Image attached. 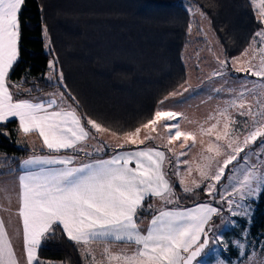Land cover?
<instances>
[{
  "label": "snow or ice",
  "instance_id": "6c2138e0",
  "mask_svg": "<svg viewBox=\"0 0 264 264\" xmlns=\"http://www.w3.org/2000/svg\"><path fill=\"white\" fill-rule=\"evenodd\" d=\"M25 2L0 0V124L17 118L21 133L25 136L38 133L43 145L53 153L73 150L91 156L92 153L84 146L89 139H96L91 130H95L96 134L109 133L116 143L111 146L107 141H97L100 145L95 148L97 153L113 148L110 158H97L78 165L75 164L76 157L69 155L33 157L23 161L25 169L35 165L59 167L26 171L18 178V206L13 210L0 204V213L8 214L7 225H12L14 217L21 225L14 232L17 237L22 236L23 241V252L18 256L5 219L0 214V264H50L41 260L38 252L60 228L80 248L83 256H92V264H98L91 248L95 242L105 245L123 242L135 246L130 251L121 249L118 252L105 246L103 256L107 264H193L209 243L205 226L213 215L220 214L221 209L207 203L185 210L161 207L153 215L146 232L142 231L137 219L145 210L147 198H159L164 204L177 203L179 198L163 170L165 152L156 147L138 146L155 140L153 133L158 127L168 130V145L183 140L181 148L189 146V141L195 144L197 133L181 130L178 117L182 114L171 110H155L147 122L132 131L118 134L92 118L82 117L78 113L79 101L70 93L67 96L63 91L54 93L47 101L17 98L21 94L20 85L10 82V74L20 56V14ZM250 3L257 9L260 27L241 53L245 66L235 70L264 78V0H250ZM241 58H234L233 62L240 63ZM58 63V60L49 61V69L56 72ZM219 63L224 68L228 66L227 60H220ZM214 75L223 76L224 73L216 71ZM58 83L64 86L62 72H59ZM241 87L243 90L218 112L219 119L216 115L209 116L208 119L215 122L207 128H199L201 136H211L223 121V132H216L215 141L208 144L205 152L210 155L201 157L207 163L198 165V170L202 181H211L206 185V192L214 197L217 194L216 184L225 176L229 165L236 162L234 167L238 174L230 177L235 183L226 197L220 193L232 216L248 215L251 206L245 201L264 194V163L249 164V156L245 152L248 149L254 156L261 155L252 148L257 141L264 148V99L256 100L258 111H253L252 103L246 99V95L264 96V83L254 84L252 88ZM256 88L259 92L255 91ZM160 103L163 104V101ZM233 108L240 116L250 118L251 126L246 128V134H233L230 127L236 123L230 114ZM85 121L90 128L86 127ZM0 134L8 135L6 132ZM168 151L174 149L169 147ZM241 153L245 155L241 157ZM185 154L181 152L179 155ZM217 157H223L222 163L216 161ZM241 160L244 165L240 164ZM214 161L218 166L213 174ZM179 182L185 185L183 178ZM190 182L193 187L185 185L183 191L195 194V189L201 184L195 179ZM151 207L148 205V209Z\"/></svg>",
  "mask_w": 264,
  "mask_h": 264
},
{
  "label": "trees",
  "instance_id": "16d2710c",
  "mask_svg": "<svg viewBox=\"0 0 264 264\" xmlns=\"http://www.w3.org/2000/svg\"><path fill=\"white\" fill-rule=\"evenodd\" d=\"M184 1L26 0L20 14V56L10 74V82L20 85L17 98L63 91L79 101L82 117L92 118L118 134L134 130L147 122L157 103L185 80L183 50L190 30L198 26ZM186 2L206 15L228 62L249 45L260 27L250 0ZM51 60L59 62L56 72L48 67ZM59 72L66 87L58 83ZM16 131L15 119L0 124V133H8L0 134V151L8 155L0 161L6 169L0 175L18 171L20 160L33 152L16 144ZM91 132L95 134V130ZM174 191L178 202H162L160 208L186 207L207 200L201 189L186 194L175 186ZM151 201V197L146 199L138 223L156 213V206L148 209ZM216 220L211 219L206 230L210 232ZM248 232L253 238L264 237V194L254 201ZM38 255L50 264H83L78 246L62 228L44 243Z\"/></svg>",
  "mask_w": 264,
  "mask_h": 264
},
{
  "label": "rangeland",
  "instance_id": "374dc122",
  "mask_svg": "<svg viewBox=\"0 0 264 264\" xmlns=\"http://www.w3.org/2000/svg\"><path fill=\"white\" fill-rule=\"evenodd\" d=\"M184 6L195 18L198 26L193 27L190 30V41L185 46L183 51V61L187 71V78L182 86L160 100V102L163 101V104L159 102L156 110H171L181 113L182 115L178 117L181 130L194 131V127H197L198 125H192L191 121H193L195 117H199L201 122H204L205 118H209V116L213 115H216L219 119L218 112L227 107L229 102L233 100L240 91L243 90L241 85H246L248 88H252L254 84L260 85L261 83H264V78L245 76L239 78H228L227 80L225 75L226 70L219 63L220 60H225L223 51L214 35L208 18L205 14L201 15L202 12L197 7L186 2V0L184 1ZM255 10L257 16V9ZM241 53L230 60L231 69L235 72H237L235 70L237 67L245 66L243 64V58H241ZM234 58H241V62L234 63ZM216 71H223L224 75H214ZM192 88L195 89V91L192 90ZM185 89H187V91H185ZM255 91L259 92V88H256ZM56 92L58 93V91ZM246 99L252 103L253 111H258L256 100L264 99V96L253 97L246 95ZM230 114L232 119L236 121L234 125L230 126L233 130V134H246V128L251 126L250 118L240 116L238 114V110L235 108L230 109ZM245 121H247V124ZM176 122L177 121H173L172 123ZM208 122L211 125V123H214L215 121L208 119ZM222 126L223 121H221L217 128H221ZM153 135L156 137V139L150 142L164 147L167 152L166 171L170 178L174 182L178 183L182 188H184L185 185L188 187H193L190 182L192 179L197 180V182L200 184L204 183V188L200 187L198 189H201V191L206 194L207 200H201L197 203L206 202L212 207L221 209L220 214L213 215L211 218L213 219L216 217L217 220L210 228L208 246L193 264H218V262H221V264H264V237L253 238L248 232V226L250 225L254 210V201L258 196L252 200L245 201V203L250 204L251 206V210L249 211L248 215L237 216L231 215V212L228 210L227 203L223 202L221 199L220 193H223L226 197L227 192L231 189L232 184L235 183V181L230 179V177L233 174H238L234 167L236 162L232 166L229 165L231 166L230 170L226 174L224 182L220 186L218 185L217 194L214 197H210L207 195L206 185L211 181L201 180L198 166H196L195 169L193 167L191 172L184 173L180 171L181 165L183 169L190 167V164H192L191 160L198 161L199 165L202 166L203 164L207 163L206 161L202 160V155L210 154L206 152L201 153L188 151V146L181 149L178 148L177 145H168V130L166 128L158 127L157 131L153 133ZM141 136H143V130ZM97 139L107 141L111 146H114L116 143L115 139L111 137L109 133L97 134ZM16 144L19 145L18 142ZM199 144L201 145V150L204 149L202 147L201 141L198 140L196 149L197 151H199ZM95 146L99 147L100 145L95 142ZM95 146H92L89 152L97 153L95 152ZM169 147L173 148L174 151H168ZM252 148L261 155L254 156L248 151V149H246L245 152L248 153L249 156L248 163H256L258 165L264 163V148L260 147V142H258L257 146ZM109 149H112V147H108L107 150ZM103 152L104 151H101L99 154ZM181 152L186 154L181 156L179 155ZM244 155L245 153H241V157ZM7 156L8 155L5 152L0 151V159H5ZM222 159L223 157H217L216 161L222 163ZM185 161H187V163H184ZM216 161H214L212 164L211 171L213 174L215 173L218 166ZM240 164L244 165V161L241 160ZM181 178L185 180V185L180 184L179 181ZM155 205L156 203L154 206ZM161 205L157 203L156 208L159 209ZM233 210L239 211L235 208ZM105 246H108L113 252H118L121 249L130 251L135 247L133 245L122 243L107 245L104 243L93 245L91 248L98 264H107L106 258L103 256V249ZM86 264H92L91 255L87 256Z\"/></svg>",
  "mask_w": 264,
  "mask_h": 264
},
{
  "label": "crops",
  "instance_id": "0c3cea01",
  "mask_svg": "<svg viewBox=\"0 0 264 264\" xmlns=\"http://www.w3.org/2000/svg\"><path fill=\"white\" fill-rule=\"evenodd\" d=\"M215 35V34H214ZM190 41V40H189ZM187 45V44H186ZM185 45V46H186ZM248 46V45H247ZM185 48V47H184ZM246 49V48H245ZM184 51V50H183ZM244 51V50H243ZM242 51V52H243ZM240 54V53H239ZM235 57V56H234ZM233 58V57H232ZM231 58V59H232ZM230 59V60H231ZM230 60L228 62V66L225 68V75H226V78L228 80V78H239V77H252L250 74L248 73H244V72H235L231 69V64H230ZM185 64V63H184ZM186 69V67H185ZM187 78V71H186V77H185V80ZM184 80V82H185ZM183 82V83H184ZM180 84L177 88H179L180 86L183 85ZM176 88V89H177ZM174 89V90H176ZM173 90V91H174ZM192 90L195 91V89L192 88ZM172 92V91H171ZM169 92V93H171ZM54 93H57L56 91L55 92H51V93H47V94H43V95H39V96H36V97H32V98H21V99H33L35 101H47L49 98H51L52 94ZM168 93V94H169ZM167 94V95H168ZM165 95V96H167ZM164 96V97H165ZM163 97V98H164ZM162 98V99H163ZM160 102V101H159ZM158 102V103H159ZM157 103V105H158ZM157 105H156V108H157ZM155 108V110H156ZM10 119H15L17 121V131H16V142L19 143L20 146L22 147H25L31 151H33L31 154L23 157L19 164H18V171L16 172H13V173H10V174H6V175H0V204H2L4 207H12L13 210L18 206L17 205V201H16V193L19 191V188H18V184H19V176L20 175H23L26 171H29V170H32V171H36V170H39V168L41 167H59L58 165L57 166H50V165H35V166H32L31 168L29 169H25L22 167V163L24 160L26 159H29V158H33V157H47V156H50V155H59V156H64V155H69V156H75L76 159H75V164H81V163H88L90 162L91 160L93 159H97V158H104V159H108L110 158V156L113 154V148L112 149H109L107 150L106 152H103L101 154L99 153H92L91 156H83L85 155V152L81 151V152H78L80 154H76L77 152L73 151V150H61V152L59 153H53L51 152L49 149H47L44 145H43V141H42V138L39 137L38 133L36 132H33L31 134H29L28 136H25L23 133H21L19 131V121L17 118H10ZM191 124L192 125H198L197 127H194V132L197 133V140H196V143L195 144H192L191 141L188 142V151H195V152H205V149L207 148L208 144L211 143V142H214L215 141V135H216V132H223V126L221 128H217L216 132H213L211 134V136L209 135H203L201 136L199 134V128L201 127V125H206L204 126L205 128L209 127L210 124L208 122V118H205L204 119V122H201L199 117H195L193 119V121H191ZM96 136V139L95 140H92V139H89L88 141L84 142V146L86 148V151L89 152V150L92 148V146L94 147L95 146V142L99 141L97 139V134H93ZM198 140L200 141H203L202 143V147L204 148L203 150H201V145L199 144V151H197V142ZM181 143H183V140L181 141H174L173 142V145H177L178 148H181L180 145ZM96 147V146H95ZM131 148H136L137 146H130ZM139 148H144V147H156L158 148L160 151H163L165 152V156L167 155V152L165 150L164 147L162 146H159V145H156V144H153L152 142L150 141H146L144 145H139L138 146ZM182 149V148H181ZM117 151H120V149H116ZM67 151H72L73 153H67ZM108 152V153H107ZM107 153V154H105ZM105 154V155H104ZM98 155V156H96ZM176 156H179V155H176ZM4 159H0V161H2ZM166 160H167V156H166ZM166 160H165V163H164V166H163V170L165 172V174L167 175L166 178L170 181V183L173 184V186H180L178 183L174 182L169 174L167 173L166 171ZM192 161V164H190V167H188L189 169H191L192 171V168L194 167V169L196 168V166L199 165L198 161L196 160H191ZM134 167V164L132 165ZM0 173L3 172L4 170H6L5 168H3L2 165H0ZM188 168H185L183 169L182 168V165L180 167V171L182 172H189V169ZM201 187L204 188V183L201 184ZM218 187V184L216 185V188ZM182 188V187H181ZM9 198L11 200V204L9 205ZM152 198V201H151V204H152V207H155L157 205V203H159V205H161L162 201L161 200H158L159 198H156V197H151ZM156 203V205L154 206V204ZM202 203H206V202H200V203H195L193 205H189L187 207H174V206H165L166 209H177L179 208L180 210H185V209H189V208H193L195 207L196 205L198 204H202ZM164 204V203H163ZM162 204V205H163ZM157 212V211H156ZM2 214L3 218L5 219V222H6V227L8 228V231H9V235L10 237L12 238V241H13V245L17 251V255L18 256H21L22 255V252H23V241H22V236L20 237H17L15 235V232H14V229L17 228V227H21V225L18 223L17 219L14 217L13 218V223L11 226H8L7 225V221H8V214L6 212H3V213H0ZM156 214V213H155ZM153 218V215L146 221H143L141 223H138V226L140 227V229L142 231H145L147 230L149 224H150V221L151 219ZM146 227V229H145ZM66 235V234H65ZM115 243H122V244H125L123 242H111L109 244H115ZM98 244H104L102 242H95L93 243L91 246L93 245H98ZM134 246V245H133ZM79 248V247H78ZM79 253H80V257H81V260H82V263L83 264H86V261H87V257L83 256L81 254V250L79 248Z\"/></svg>",
  "mask_w": 264,
  "mask_h": 264
},
{
  "label": "water",
  "instance_id": "95a60500",
  "mask_svg": "<svg viewBox=\"0 0 264 264\" xmlns=\"http://www.w3.org/2000/svg\"><path fill=\"white\" fill-rule=\"evenodd\" d=\"M206 231H208V238H209V230H206ZM201 239L203 240V236L201 237ZM207 246H208V245H207ZM201 254H202V253H201ZM198 257H199V256H198ZM198 257H197V258H198ZM197 258H196V259H197ZM193 263H194V262H193Z\"/></svg>",
  "mask_w": 264,
  "mask_h": 264
}]
</instances>
